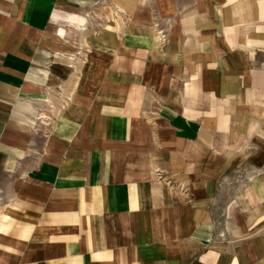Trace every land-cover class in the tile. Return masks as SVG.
Wrapping results in <instances>:
<instances>
[{"label": "crops", "instance_id": "crops-1", "mask_svg": "<svg viewBox=\"0 0 264 264\" xmlns=\"http://www.w3.org/2000/svg\"><path fill=\"white\" fill-rule=\"evenodd\" d=\"M262 128L264 0H0V264H264Z\"/></svg>", "mask_w": 264, "mask_h": 264}, {"label": "rangeland", "instance_id": "rangeland-1", "mask_svg": "<svg viewBox=\"0 0 264 264\" xmlns=\"http://www.w3.org/2000/svg\"><path fill=\"white\" fill-rule=\"evenodd\" d=\"M42 114L45 115V113ZM262 129L264 130V128ZM248 159H251L254 163H261V170L264 169V140L261 139V158L258 159L256 156H249ZM252 175L253 173H251V171H235L225 179V185L223 188L224 198L223 200H218L217 203L219 220L221 221V227H224V230L227 227L226 223L229 222L233 216H239V214L247 212V206L245 203L243 204L241 195L247 180Z\"/></svg>", "mask_w": 264, "mask_h": 264}, {"label": "built area", "instance_id": "built-area-1", "mask_svg": "<svg viewBox=\"0 0 264 264\" xmlns=\"http://www.w3.org/2000/svg\"><path fill=\"white\" fill-rule=\"evenodd\" d=\"M159 32H161L162 34L161 35H164L163 33H164V31L162 30V29H160V31Z\"/></svg>", "mask_w": 264, "mask_h": 264}]
</instances>
